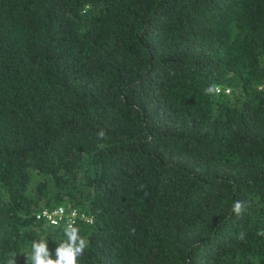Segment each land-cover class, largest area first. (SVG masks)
I'll return each instance as SVG.
<instances>
[{"label":"trees","instance_id":"16d2710c","mask_svg":"<svg viewBox=\"0 0 264 264\" xmlns=\"http://www.w3.org/2000/svg\"><path fill=\"white\" fill-rule=\"evenodd\" d=\"M60 206L78 264H264V0H0V264Z\"/></svg>","mask_w":264,"mask_h":264},{"label":"clouds","instance_id":"9594fccd","mask_svg":"<svg viewBox=\"0 0 264 264\" xmlns=\"http://www.w3.org/2000/svg\"><path fill=\"white\" fill-rule=\"evenodd\" d=\"M205 94L210 95L218 91L215 84L209 85L205 88ZM99 136L102 138L104 132L101 131ZM246 208V202L235 200L232 204L231 211L239 216ZM60 227L59 224L56 225ZM64 240L58 243L53 256L48 248L46 239H38L31 241V251L25 254V264H78V258L83 255L87 241L79 235V229L72 223L66 224L62 228ZM258 235L264 236V230H259ZM245 233L238 234V239L243 240ZM7 264H16V259H8Z\"/></svg>","mask_w":264,"mask_h":264},{"label":"built area","instance_id":"2783aa9c","mask_svg":"<svg viewBox=\"0 0 264 264\" xmlns=\"http://www.w3.org/2000/svg\"><path fill=\"white\" fill-rule=\"evenodd\" d=\"M77 217L78 213L76 212V210L67 211L64 207L61 206L52 209L44 208L36 214V218L43 219L51 225H57L61 222H65L66 224H73ZM80 218L85 217L84 215H80ZM86 219L87 221H90V219Z\"/></svg>","mask_w":264,"mask_h":264}]
</instances>
